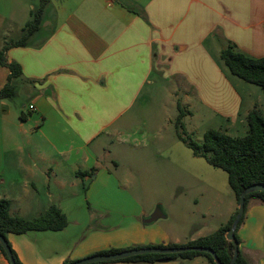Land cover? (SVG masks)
Segmentation results:
<instances>
[{
  "label": "crops",
  "instance_id": "obj_1",
  "mask_svg": "<svg viewBox=\"0 0 264 264\" xmlns=\"http://www.w3.org/2000/svg\"><path fill=\"white\" fill-rule=\"evenodd\" d=\"M33 2L9 0V13L0 9V51L7 40L21 38L38 8ZM51 2L27 45L6 52L9 62L21 65L22 75L12 79L15 95L0 99V199L11 201L13 216L26 219L58 207L68 225L58 231L10 233L8 241L20 260L64 264L110 249L185 245L214 232L188 235L159 225L167 214L146 211L133 193L136 174L127 164L128 158L146 151L136 145L110 151L98 141L111 135L150 136L148 129L127 125L144 107L155 105L144 93L151 94L158 81L167 83L173 76H185L186 83L194 72L215 76L220 68L214 60L227 42L249 56L264 57V0ZM10 74L0 65V90ZM225 78L214 87L220 127L210 129L242 136L247 114L257 109L263 115L264 105L246 100L244 88L231 76ZM179 90L172 87L171 97ZM196 101H202L198 94ZM128 142L120 139L121 145ZM237 207L236 199L229 201L217 228ZM155 212L159 217L148 221ZM93 214L101 221L93 220ZM236 234L246 262L264 264V204L248 202ZM141 263L211 264L201 256L105 264ZM0 264H11L2 251Z\"/></svg>",
  "mask_w": 264,
  "mask_h": 264
},
{
  "label": "rangeland",
  "instance_id": "obj_2",
  "mask_svg": "<svg viewBox=\"0 0 264 264\" xmlns=\"http://www.w3.org/2000/svg\"><path fill=\"white\" fill-rule=\"evenodd\" d=\"M31 1L38 6L41 3V0ZM49 3L44 9L43 19L48 7L52 5V2ZM8 5L9 0H0V9L3 12L9 13ZM8 42L9 40L6 41ZM212 49H215V42H212ZM214 62L218 63L220 68V72L215 76L207 71H204L203 75L196 72L189 75V79L191 77L197 85L188 79L186 83L185 76L182 78L173 76L167 83L158 81L157 89L151 94L144 93L143 97L152 99L156 102L155 105L144 107L140 117L127 125L141 126L142 131L148 129L147 133L150 136L146 138L140 133L121 137L111 135L98 141L104 143L110 151L134 148V145L146 151L142 153L144 155L127 160V164L132 166L136 174L133 179V193L141 200L142 206L148 213L159 209L160 212L167 214V217L160 219L158 224L168 231L179 230L188 235L197 231L202 233L215 231L220 225L219 215L226 210L229 201H235L234 192L228 185L226 172L210 165L205 158L194 156L192 149L180 139V135H183L201 143L206 130L220 127L217 120L222 116L219 113L220 108L216 107L219 104L215 102L218 96L215 85L222 83L225 76H231L234 78L233 82H238L241 88H244L243 94L246 100H259L261 105H264L262 103L264 92L259 86L232 75L220 57ZM208 65L206 61L204 66L206 70ZM172 87L180 89L177 95L174 91L173 98L170 95ZM197 88L200 91L194 94ZM197 94L198 98L202 99L200 105L196 101ZM189 103L193 105L194 115L188 112L191 109ZM180 109L186 115L182 120L183 126L178 128L177 119ZM120 139H127L129 142L126 146L121 145ZM18 140L26 146V141L21 139V136ZM95 219L100 220L97 214H93V220Z\"/></svg>",
  "mask_w": 264,
  "mask_h": 264
},
{
  "label": "trees",
  "instance_id": "obj_3",
  "mask_svg": "<svg viewBox=\"0 0 264 264\" xmlns=\"http://www.w3.org/2000/svg\"><path fill=\"white\" fill-rule=\"evenodd\" d=\"M50 1L51 0H41L38 8L32 11V19L27 22L21 38L8 42L3 50L0 51V65L9 68L11 71L7 85L0 90V99H6L15 95V87L11 83L12 79L22 75L21 65L15 61L9 62L6 52L11 47H24L27 45L29 39L41 28L44 9ZM220 59L232 75L245 82L259 86L264 92V57L255 58L249 56L237 50L233 43L227 42L226 47L222 48L220 51ZM185 115L186 113L180 109V114L177 119L178 128L183 126L182 120ZM246 123L247 131L242 136L235 137L227 134L225 131L208 129L203 133L201 143H197L190 137L180 135V139L192 149L194 156H201L205 158L210 165L226 172L228 185L234 192L237 204L239 202L240 194L245 188L255 184L264 185V116L257 109H252L247 114ZM252 199L258 200L264 204V191L253 192L245 196L244 214L248 202ZM235 214L236 212L225 225L219 227L211 234L197 238L196 240L190 241L182 246H202L210 248L215 252L220 263L228 264L233 255L234 246L233 242L226 240L225 234L230 228ZM244 214L240 218L237 229L244 218ZM67 225L68 219L58 207L53 206L35 218L26 219L19 216H13L11 214V201L8 199H0V233L7 239V241L10 233L26 234L30 231H58L64 229ZM236 231L235 240L239 245L240 239L238 238ZM8 243L11 247L16 264H23L9 241ZM170 246L180 245H160V247ZM126 249L104 250L96 252L90 256L117 253ZM0 251H2L5 257L9 260L1 243ZM197 256H204L211 264H217L214 262L213 257L210 254L194 250L167 255H138L112 262H97L91 264L113 262L151 263L158 262L161 258H168L169 261H174L177 259H191ZM72 262L74 261L67 260L64 264H70ZM234 264H248L245 258L241 255L239 248Z\"/></svg>",
  "mask_w": 264,
  "mask_h": 264
},
{
  "label": "water",
  "instance_id": "obj_4",
  "mask_svg": "<svg viewBox=\"0 0 264 264\" xmlns=\"http://www.w3.org/2000/svg\"><path fill=\"white\" fill-rule=\"evenodd\" d=\"M257 191H264V185H261V184L251 185L245 188L240 194L235 217L233 219V222L230 228L226 231V234H225L226 240L233 242V246H234L233 255L228 264H234L237 258L238 243L235 240V231L237 229L240 218L244 214L245 196L247 194L257 192ZM158 217H159V212H155L152 218H150L148 221L155 220ZM0 243L8 256L10 263L16 264L11 247L9 246L7 239L1 233H0ZM193 250L198 251V252L208 253L213 257L214 262H216L217 264H222L218 261V258L212 249L207 248V247H202V246H194V247H190V246H170V247L147 246V247L131 248V249H126V250L117 252V253L88 256V257L76 260L70 264H91V263H97V262H112V261L130 258L133 256H138V255H146V254L167 255V254L189 252ZM159 261L167 262L169 261V259L161 258L159 259Z\"/></svg>",
  "mask_w": 264,
  "mask_h": 264
}]
</instances>
